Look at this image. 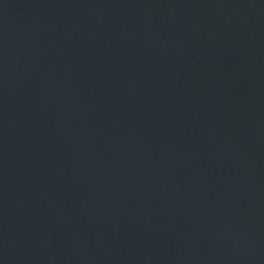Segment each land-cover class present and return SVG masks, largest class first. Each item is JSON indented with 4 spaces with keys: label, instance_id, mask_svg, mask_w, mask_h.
<instances>
[{
    "label": "water",
    "instance_id": "obj_1",
    "mask_svg": "<svg viewBox=\"0 0 264 264\" xmlns=\"http://www.w3.org/2000/svg\"><path fill=\"white\" fill-rule=\"evenodd\" d=\"M0 264H264V0H0Z\"/></svg>",
    "mask_w": 264,
    "mask_h": 264
}]
</instances>
